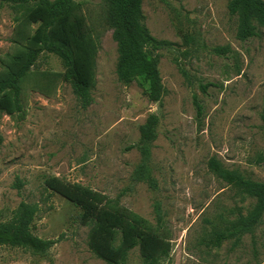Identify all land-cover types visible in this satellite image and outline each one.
<instances>
[{
  "label": "rangeland",
  "instance_id": "obj_1",
  "mask_svg": "<svg viewBox=\"0 0 264 264\" xmlns=\"http://www.w3.org/2000/svg\"><path fill=\"white\" fill-rule=\"evenodd\" d=\"M78 2L98 49L90 106L84 108L64 80L49 97L28 90L25 113L4 116L0 124V223L12 220L22 203L31 204L37 208L33 234L59 243L42 255L0 248V264H107L89 249L81 209L47 188L53 178L99 193L105 205L138 215L170 239L171 254L161 264H264V215L250 233L218 248L207 245L257 204L212 173L210 160L264 183V29L239 40L232 0H144L145 25L172 44L153 54L164 87L161 102L154 103L143 77L130 84L118 78L119 46L107 0ZM15 16L0 3V58L13 51ZM223 47L231 53H214ZM35 70L66 71L49 53ZM208 84L215 87L204 93ZM195 98L204 107L201 120ZM151 115L160 122L150 179L137 182L141 128ZM143 262L139 248L129 254L127 264Z\"/></svg>",
  "mask_w": 264,
  "mask_h": 264
},
{
  "label": "trees",
  "instance_id": "obj_2",
  "mask_svg": "<svg viewBox=\"0 0 264 264\" xmlns=\"http://www.w3.org/2000/svg\"><path fill=\"white\" fill-rule=\"evenodd\" d=\"M143 1L107 0L114 39L119 46L117 74L125 84L143 77L149 85V99L159 103L164 87L153 54L172 44L151 34L144 23ZM0 3L11 6L16 12L11 38L13 51L0 58V124L4 116L13 118L25 113L28 90L49 97L64 80L72 82L83 107H89L96 87L98 49L89 36L78 0H0ZM229 9L239 20V40L246 42L258 37L259 27L264 29V0H232ZM45 53L57 56L63 62L65 73L36 71L35 67ZM214 53L223 56L231 53V49L216 48ZM209 87L215 86H202L204 93ZM194 103L201 120L205 115L204 107L197 98ZM262 119L264 122V110ZM159 122L158 116L151 115L141 128L144 159L135 175L137 182L150 179L149 158L152 143L157 139ZM209 168L241 195L257 199L248 216L240 215L225 231L215 233L207 241V245L218 248L223 241L250 233L261 223L264 183L254 182L238 171L225 168L216 158L210 160ZM46 186L81 209L80 221L83 226L90 227L89 249L105 263L127 264L129 254L136 248L140 250L143 264H161L170 256V239L153 231L138 215L105 205L99 193L79 185H69L53 178L46 181ZM21 187L20 182L17 188ZM157 213L158 222L162 224L161 206ZM36 214L35 206L22 203L12 220L1 222L0 248L28 249L42 255L58 244L59 241H45L33 234Z\"/></svg>",
  "mask_w": 264,
  "mask_h": 264
}]
</instances>
